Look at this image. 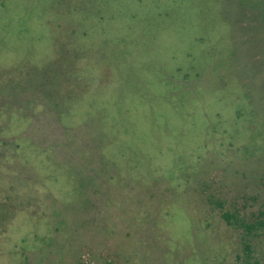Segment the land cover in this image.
<instances>
[{
	"label": "rangeland",
	"instance_id": "374dc122",
	"mask_svg": "<svg viewBox=\"0 0 264 264\" xmlns=\"http://www.w3.org/2000/svg\"><path fill=\"white\" fill-rule=\"evenodd\" d=\"M0 102V264H264V0H0Z\"/></svg>",
	"mask_w": 264,
	"mask_h": 264
},
{
	"label": "trees",
	"instance_id": "16d2710c",
	"mask_svg": "<svg viewBox=\"0 0 264 264\" xmlns=\"http://www.w3.org/2000/svg\"><path fill=\"white\" fill-rule=\"evenodd\" d=\"M1 103V102H0ZM3 128V126H1ZM1 138V136H0ZM1 140V139H0ZM12 143H15V140L14 139H11V140H1L0 141V167L3 166V163H6L7 162L5 161L6 159V153L4 152L3 147H10L13 148L15 144H12ZM1 151L3 152V154L1 153ZM223 218L226 220V222L230 225V226H233V222H232V216L229 215L228 213L224 214L223 215ZM0 225L2 226V222H1V219H0ZM248 229L249 232H252L254 229L255 230H263L264 229V221H260L258 222L256 225H245ZM258 226H261V227H258ZM3 229V227H2ZM246 249L247 250H250V246L246 245Z\"/></svg>",
	"mask_w": 264,
	"mask_h": 264
}]
</instances>
